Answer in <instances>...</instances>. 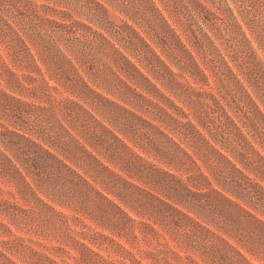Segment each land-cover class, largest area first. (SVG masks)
<instances>
[{
	"label": "trees",
	"instance_id": "obj_1",
	"mask_svg": "<svg viewBox=\"0 0 264 264\" xmlns=\"http://www.w3.org/2000/svg\"><path fill=\"white\" fill-rule=\"evenodd\" d=\"M63 1L67 5L75 2L84 10V14L80 15L100 28L96 29L83 20H74L72 14L65 11L62 16L64 22L55 21V24L66 29V50L54 40L43 43L42 48L38 47L37 53L48 73L56 79L58 77V81L59 78L63 79L74 97L62 98L64 101L59 104V99L50 93L59 88L50 85L33 47L5 12L6 5L17 8V2L0 0V42L8 47L12 64L22 70L17 73L0 50V117L9 123L0 122V178L13 185L25 203L19 205L0 199V217L16 221L24 220L20 215L29 212L56 214L60 221L50 216L49 223L55 229H58L59 223V227L67 231L64 239L80 246L81 258L86 261L81 260L82 264H94L96 260L99 264L117 262L77 240L72 235L69 217L61 213L53 202L73 207L88 216L96 211L92 219L118 237H127V232L131 230V235L138 239L134 227L136 224L142 225L144 229L141 228L140 232L143 238L151 236L157 241L155 250L146 251L153 264H175L168 257V252L173 253L174 258H181L167 243L159 241L162 234L155 227L157 223L173 226L179 234L183 232L194 247L203 249L202 256L209 257L206 263L255 264L240 247L253 256L264 258V185L239 167L218 146L221 143L228 149L219 140L218 133L212 132L202 122L211 135L207 136L173 98L189 104L210 99L225 110L214 94L207 92L208 96L204 98L199 89V83L210 84L208 74L193 53L194 49L211 64L214 75L227 72L236 80L237 87L246 96L242 100L244 106L259 123L264 122V112L208 32L210 30L227 43L235 54L234 60L240 58L238 67L245 69L248 81L264 94V68L254 58L251 40L228 0H211L216 10L201 0H175L176 5L186 12L184 31L193 48L182 39L155 0H139V4L133 0ZM238 1L245 12L243 21L248 19V23H254L251 5L246 6L243 0ZM132 3L144 11L145 31L161 52L133 24L126 20L119 24L111 18L109 5L130 15L136 23H141L137 16L129 14ZM175 9L179 17L181 12L177 7ZM68 19L73 21L68 23ZM71 25L77 29L69 30ZM76 34L86 40L84 45L77 43L80 37ZM95 45L107 57L102 62L103 68H98L96 73L92 68H83L88 59L85 53L91 54L87 48ZM165 53L179 71L163 56ZM82 54L83 61L79 58ZM23 79L30 83L40 82L26 86ZM1 80L5 81L6 87H1ZM92 82L104 90H99ZM29 98L49 104L37 103ZM71 104L77 107L76 110ZM56 109L70 127L55 118L59 130L52 134L51 116L44 117L41 111L54 112ZM147 127L163 135L162 138L166 140H159L157 136L150 140L155 150L153 155L160 157L164 166L145 158L136 149H146L138 140L142 136L135 135L141 128ZM169 131L182 134L188 146H183ZM239 133L245 145L240 144L242 149L234 151L235 158L264 180V154L241 129ZM189 147L203 161L214 180L203 170ZM103 158L119 167L120 171L110 167ZM71 162L80 165L92 181ZM182 170L187 174L184 175ZM95 181H99L105 191L114 194L137 213L154 219V222L133 218L117 201L98 188ZM83 228L90 230L81 232L84 239L99 246L109 242L131 257L130 264H145L113 236L87 224H83ZM1 230L12 233L2 220L0 233ZM0 244H5V248L10 250H26L31 264H70L58 262L53 257L55 253L66 251L61 245H51L46 251H38L20 236L0 240ZM158 246L163 248L158 249ZM0 257L17 264L1 249Z\"/></svg>",
	"mask_w": 264,
	"mask_h": 264
},
{
	"label": "rangeland",
	"instance_id": "obj_2",
	"mask_svg": "<svg viewBox=\"0 0 264 264\" xmlns=\"http://www.w3.org/2000/svg\"><path fill=\"white\" fill-rule=\"evenodd\" d=\"M17 2L18 7L14 8L13 5L8 4L5 6V12L9 15V19L11 22L15 25V27L24 35L26 40L30 43V45L33 47V52L36 54V57L38 58V63L43 67L46 77L49 80L50 85H55L59 89L58 90H51V94L55 97V99H59L57 103L61 104L64 100L62 98L65 97H73V95L70 93V91L67 89V85L65 84L63 79L58 77H53L48 73L46 65L43 63L42 59H40V55L38 52V47L42 48V44L45 42H49L50 40L56 41L61 48L65 49V32L66 29L62 27H57L55 24V21L58 22H64V13L63 12H70L74 18V20H83L87 23H90L94 28L98 29L100 28L97 24L94 22H90L87 17L84 15V10L79 7L75 2H71V5H67L65 1L63 0H13ZM135 4H139V0H133ZM205 3L209 8L216 10V7L212 3L211 0H201ZM244 3L247 5H251L250 7L253 9L254 12V23H248V19H245L243 21V16L245 15V12L243 11V8L241 7V2L238 0H228L231 7L235 10V13L238 15V19L243 26V30L247 34V37L251 40V45L253 46L255 50L254 58L260 62L261 66L264 68V0H243ZM61 2V3H60ZM157 6L161 9L165 17L169 20V22L176 28V30L179 32V34L182 36V39L188 43L186 33L184 31V27L186 26L187 20L185 18L184 13L185 10L181 6H177L175 0H155ZM37 4V5H36ZM132 3V6L130 7L129 14H132L134 16H137L138 22L134 21L130 15H127L126 13L121 12L119 9H117L115 6L109 5L110 11H111V18L116 21L117 23L121 24L122 20H126L129 23L133 24L139 31L142 32V34L149 39L150 42L153 43L154 46L160 51V48L157 47V45L152 41L151 37L146 33L147 25L145 23V20L143 19V16L145 15L142 8L138 5H135ZM180 10L179 17L175 13V8ZM178 12V11H177ZM150 15V14H149ZM72 18V19H73ZM72 19H68V23L72 22ZM69 30H76L77 28L74 25H71L68 27ZM208 32L213 36L216 43L221 48L222 52L225 54L227 60L230 61L231 66L235 70V72L238 74L240 80L243 82L245 87L252 93L254 99L256 100L257 104L261 108V110L264 112V94L263 92L258 90L254 84H251L248 79L246 78V75L244 74L245 69L238 67V64L241 63L240 58L238 60H234L233 56H235L232 49L228 48L227 43L223 39H219L216 36L213 35V33L208 30ZM77 37H80L79 34H76ZM77 43L81 46L85 44L86 40L84 38H77ZM191 48H193L190 45ZM0 50L3 53L4 57H6L7 61L12 65V67L17 71V73H21V69L17 68L12 64L11 57L8 54V47L4 45L2 42H0ZM91 51V54L87 55V62L83 68L90 69L92 68L93 72H97L98 68H103L102 62L107 60V57L101 52L99 47L91 46L87 48V51ZM193 53L196 56L197 60L201 64V66L205 69L206 73L209 76V84L206 85L204 83H199L198 86L199 89L202 90L204 98L208 96L207 92H210L214 94L219 101L223 104L225 110L221 109L219 106H217L215 103H213L210 99H202L198 100L196 103H186L179 101L177 98L173 97L175 101L182 106L189 114L190 118L193 120V122L207 135L210 136V133L208 129L203 125L202 122H204L214 133H218L219 140L223 141L226 147L222 146L221 143H218V146L223 148L224 151L227 152V154L237 163V165L241 168H243L250 176L256 178L261 184L264 185V180L261 179L257 175L256 172L246 168L239 160L235 158V150L242 149L240 144L245 145V142L242 140V137L239 133V129L243 131L254 143L255 147L259 148V150L264 154V122L262 121L259 123L258 119L255 117V115L249 111L248 108L244 106V100L246 98L245 93L241 88L237 87L236 80L229 74H217L214 75L211 71V64L200 55L197 51L194 49ZM129 55L131 53L127 51ZM161 52V51H160ZM163 56L168 60V62L177 70L180 69L175 65L174 62L171 61L170 57L168 55L163 54ZM133 60L137 61V59L131 55ZM80 60H84V55L79 56ZM76 61V60H75ZM77 65L80 67V63L76 61ZM83 70V69H82ZM84 72V71H83ZM85 76L89 79L88 75L84 72ZM36 77H39L37 73H33ZM96 78V77H95ZM98 79V77H97ZM192 81V80H191ZM23 82L26 86L30 85H37L39 82L30 83L29 80L23 79ZM99 84L101 83L100 80H98ZM193 82V81H192ZM92 84L98 88L99 90H104L103 87L98 86L97 83ZM1 87H6L5 81L1 80ZM162 87V86H161ZM163 91L166 92L164 88H162ZM18 94V93H17ZM53 99V97H51ZM30 100L36 101L37 103L42 104H49L43 101H40L38 99L29 98ZM207 105H205V104ZM85 105L93 110V112H96L91 105H88L85 103ZM72 108H75L76 106L71 104ZM227 111V113H225ZM57 112V114H55ZM42 116L44 117H50L51 121V128H53V131L51 132L54 134L55 131L59 130V125L57 124L55 118L60 119L63 121V123L70 127V124L68 121L65 120L62 113L56 109L54 112L50 111H41ZM71 116H69V119ZM150 120L155 121L157 124H160L159 121H156L149 117ZM0 122L5 123L9 125L8 121L4 118L0 117ZM77 124V123H75ZM77 134V131H74ZM169 133L172 136H176L175 138L181 141L183 146H188L184 139L182 134H175L169 131ZM121 135V134H120ZM124 136V135H121ZM135 136H142V138L138 139L139 142L145 145V150L136 147L137 151L141 153L142 156L145 158L155 161L159 163L160 165L164 166V163L160 160V157H156L153 155L155 153V150L153 149V142L150 141L153 136H157L159 140H163V135L156 133L153 129L147 127V128H141V131ZM127 139V138H126ZM129 140V139H127ZM214 140V139H213ZM87 146L92 149V147L86 142ZM131 144H133L131 142ZM190 151L195 155V158L197 159V162L202 165L204 168L203 170L209 174L214 180V177L211 175L209 169L204 165L203 161L196 155L192 147H189ZM103 160L112 168L116 169L117 171H120L119 167H116L113 163H110L107 159L103 158ZM71 164L77 168L82 173H85L84 169L80 167V165L72 163ZM183 174L186 175L187 172L182 170ZM86 174V173H85ZM86 176H88L86 174ZM88 178L92 181V178L88 176ZM137 181V180H136ZM138 182V181H137ZM215 184L216 182L213 181ZM95 185L100 188L101 190H104V187L99 181L94 182ZM0 186L2 188V192H0V199H6L11 202H15L19 205H24V201L22 198L18 195L16 188L13 185H10L5 181L4 179L0 178ZM13 193V195H12ZM115 201H117L133 218L137 220H145L150 223L154 222V219H149L147 215H143L140 213H137L132 207L127 205L126 203L122 202L118 197H116L112 193H108L105 191ZM52 203V201H50ZM53 205L64 215L69 217V224L71 225V228L73 230L72 235L75 236V238L81 242L87 243L90 247H92L95 251L99 252L104 257L108 258L109 260H114L117 262V264H122V262H126L127 264L131 263V257L127 255L126 252L121 251L120 248H117L115 245H112L111 243L107 242L104 246H99L91 243L88 239H84V234H81L82 231L89 232L87 228H83V224H87L88 226L94 227L96 230L101 231L105 234H108L110 236H113L115 240L119 241L128 251L132 252L138 259L142 260L145 264H153L152 259L148 257L146 251L148 250H155L157 248V241L152 238L151 236H147L146 238H143V234L140 232V229H144L142 225L136 224L134 227L135 234L138 235V239H135L131 235V230L127 232L126 235L123 237H118L117 235L111 233L109 230L104 229L101 225L98 224L97 221H94L92 219V215L96 214V211H94V214L91 212V216L86 215L83 212H80L76 210L73 207L70 206H61L58 203H54ZM90 212V211H89ZM24 218V220L17 219L16 221H12L7 217H0V220L5 222L8 227L11 229L12 233L1 230L0 233V240H8V239H14L16 236L23 237L26 240V244L33 247L35 250L38 251H46L48 246L51 245H61L64 247L66 251H60L58 253L54 254V258L58 262H67L70 264H82L81 263V254H80V246L74 245L71 241H66L65 238V228L61 227V225L58 223L57 227L58 229H55L50 223L48 218L51 216L52 219L60 221V217L56 216V214H51L50 212H46L42 215L37 213H26L20 215ZM4 219V220H3ZM60 225V227H59ZM155 227L160 231L162 234L159 236V241L163 243H167L169 248L174 250L179 254L181 258H174L173 253L168 252V257L175 262V264H212V263H206V258L202 256L201 253L203 251L200 250L197 247H194V245L191 243L190 240H187L184 233L179 234L176 232V230L167 225L163 226L159 223L155 224ZM59 231V232H58ZM92 233V231L90 232ZM234 242V239H231ZM5 244H0V249L4 251V253L15 263L17 264H31V260L29 259L27 255V251L24 249L18 250V249H6ZM159 248H163L162 246ZM242 251L247 255L255 264H264V258L262 256H253L250 253L246 251L245 248L240 247ZM165 249V248H164ZM50 251V249H49ZM52 252V251H50ZM81 258V259H80ZM197 261L198 263H195L193 261ZM8 261V262H7ZM3 260L2 257H0V263L2 264H11L9 263V260ZM84 261V260H82ZM86 262V261H84ZM85 264V263H83ZM94 264L97 263V260ZM223 264V263H220Z\"/></svg>",
	"mask_w": 264,
	"mask_h": 264
}]
</instances>
